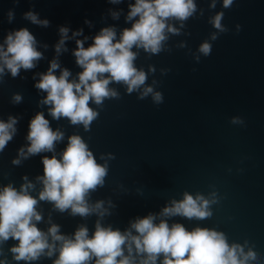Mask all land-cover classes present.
<instances>
[{
  "label": "water",
  "instance_id": "obj_1",
  "mask_svg": "<svg viewBox=\"0 0 264 264\" xmlns=\"http://www.w3.org/2000/svg\"><path fill=\"white\" fill-rule=\"evenodd\" d=\"M193 2L195 11L186 20L169 18L178 32L165 30L161 51L132 49L137 53L134 66L145 72V85L159 91L162 102H154L151 93L139 98L140 89L128 93L126 85L110 82L118 95L100 105L88 102L97 116L86 129L82 123L49 114L51 105L43 103L46 92L35 87L38 74L56 59L57 75L64 68L69 80L76 78L81 68L73 55L75 41L87 36V47L108 26L118 37L131 26L125 16L134 0H0V44L8 32L23 27L33 34L41 53L33 68H21L15 77L7 69L0 74V120H16L15 133L0 150V186L11 183L19 190L27 177L41 214L39 229L47 232L57 224L61 234L71 235L83 225L91 234L99 219L102 225L123 231L136 217L159 213L183 199L185 192L193 198L199 193L213 201L208 205L211 215L200 219L174 215L166 218L168 223L222 232L229 246L251 249L257 256L255 264H264V0H231L228 7L222 0ZM28 11L48 24L26 19L23 13ZM113 12L118 13L116 18ZM218 13L223 31L211 22ZM61 26L69 29L70 38L57 53ZM77 29L82 31L73 37ZM204 42L211 46L208 55L199 51ZM16 94L21 96L19 102L13 99ZM38 112L53 131L63 134L54 141L57 158L68 137L79 135L97 163L107 164L103 185L86 197L89 205L102 202L108 210L103 217L71 215L70 209L60 211L53 202L39 200L42 183L36 178L43 175L41 158L53 152L30 154L12 163L20 148L26 151L29 122ZM233 117L238 122L233 123ZM16 243L12 238L0 241L5 264H53L56 259L54 252L35 261H16L9 250Z\"/></svg>",
  "mask_w": 264,
  "mask_h": 264
},
{
  "label": "clouds",
  "instance_id": "obj_2",
  "mask_svg": "<svg viewBox=\"0 0 264 264\" xmlns=\"http://www.w3.org/2000/svg\"><path fill=\"white\" fill-rule=\"evenodd\" d=\"M110 2L118 3L119 0ZM222 4L228 7L231 0H222ZM194 11L193 0H134L125 16L126 21H131V26L122 29L118 37L114 27L108 26L101 28L87 47L84 46L87 36L83 40L77 39L73 55L81 71L76 78L69 80L70 73L64 68L57 75L54 72L59 67L56 59L50 62L45 72L38 74L40 78L35 87L46 92L43 103L51 105L49 114L53 118L67 117L71 123H82L87 129L97 116V111L88 102L91 100L93 104L100 105L105 98L118 95L109 87L110 82L126 85L128 93L140 89L139 98L151 93L154 102H162V94L145 85V72L134 66L137 53L132 49L143 48L147 52L158 53L167 38L165 30L178 32L168 23L169 18L183 21ZM12 15L11 11L7 13L9 21ZM23 16L39 25L48 24L47 20H38L31 11L23 13ZM112 16L116 18L118 13L113 12ZM221 19L222 13H218L211 22L223 31ZM68 31L64 26L59 28L60 40L55 45L57 53L63 48L64 41L70 38ZM81 31L77 29L72 36L80 35ZM212 38H216L215 34ZM36 44L27 28L8 32L0 44V74L7 69L15 77L21 68H33L34 62L41 57ZM210 50L208 42L199 46L204 55H208ZM13 99L19 102L21 96L16 94ZM232 122H238L237 118L233 117ZM15 123L13 117L7 121L0 120V150L15 133ZM62 135L58 130L53 131L49 121L38 112L29 122L26 151L20 148L18 158L12 163L18 164L19 157L26 158L30 154L53 152L51 157L41 158L43 175L36 178L42 183L39 200L53 202L60 211L70 209L71 215L83 217L95 213L103 217L108 210L102 208V202L89 205L86 197L90 190L103 185L107 164L97 163L79 135L68 137L57 158L53 145ZM24 181L19 190L11 183L0 186V241L9 238L17 241L9 249L16 261H35L41 255L52 256L54 252L57 256L53 264H89V261L92 264H157L158 258L160 264H249V261L255 264L257 260L251 249L245 252L239 244L229 246L222 232L201 227L188 230L179 222L168 223L166 218L174 215L197 219L211 215L208 205L213 201L199 193L193 198L185 192L183 199L172 201L159 213L149 212L136 217L123 231L102 225L98 219L91 234L86 226L81 225L74 233L66 235L58 231L57 224H51L47 232L37 227L41 214L35 208L37 198L30 194L34 185L27 177ZM0 264H5V261L0 259Z\"/></svg>",
  "mask_w": 264,
  "mask_h": 264
}]
</instances>
